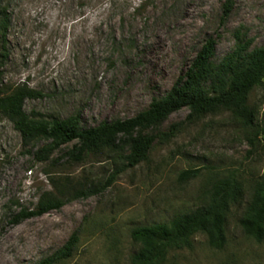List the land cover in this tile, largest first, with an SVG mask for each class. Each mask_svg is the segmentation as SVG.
<instances>
[{"label":"rangeland","instance_id":"obj_1","mask_svg":"<svg viewBox=\"0 0 264 264\" xmlns=\"http://www.w3.org/2000/svg\"><path fill=\"white\" fill-rule=\"evenodd\" d=\"M0 0L9 24L0 33L3 95L26 85L42 93L24 110L46 119L80 115L86 128L127 120L148 110L184 76L204 44L215 42L219 64L236 47L240 31L264 47V0ZM249 105L264 125V85ZM184 108L142 130L154 136L148 160L117 174L103 193L67 202L60 210L13 223L33 210L51 178L85 187L105 184L128 165L129 147L82 161L66 145L39 161L47 144H25L0 113V264H38L77 233L78 246L63 264H134L135 228L170 221L207 200L213 184L235 173L242 198L227 216V244L212 248L205 235L191 249L170 251L163 264H264V241L247 237L240 220L252 187L264 174V139L253 137L231 113L189 119ZM191 174H190V173Z\"/></svg>","mask_w":264,"mask_h":264},{"label":"trees","instance_id":"obj_2","mask_svg":"<svg viewBox=\"0 0 264 264\" xmlns=\"http://www.w3.org/2000/svg\"><path fill=\"white\" fill-rule=\"evenodd\" d=\"M234 0H227L224 9L230 12ZM9 24L6 10H0V33L5 41ZM237 44L221 63L213 62L215 42L208 40L197 54L186 74L162 98L155 99L150 108L134 118L104 122L86 128L80 115L67 119H46L38 113L28 115L24 110L27 99H38L42 93L26 85L3 95L0 89V113L6 114L21 133L25 144L46 141L36 154L39 161H49L62 147L74 144L71 157L82 161L90 155L117 152L129 147L128 165L113 174L105 184L90 187L72 185L51 178L53 190L44 191L33 210L22 209L13 223L41 217L60 210L67 202L103 193L115 181L117 174L148 160L154 136L142 130L161 124L171 114L184 108L189 119H201L210 114L231 113L250 131L248 142L253 148L264 139V125L257 121L256 111L249 105L251 93L264 85V47L251 49L252 41L237 31ZM190 173V172H189ZM191 174V173H190ZM243 187L235 173L219 178L207 200L195 210L180 213L165 223L135 228L133 241L139 245L133 256L134 264H163L170 251L191 249L195 236L205 235L209 245L222 250L227 244V216L230 206L242 198ZM240 226L244 234L258 243L264 241V174L252 187L251 199L242 215ZM80 239L74 233L58 250L41 259L38 264H63L73 256Z\"/></svg>","mask_w":264,"mask_h":264}]
</instances>
